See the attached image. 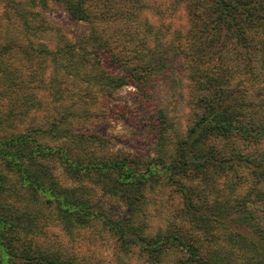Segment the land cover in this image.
<instances>
[{"label":"trees","instance_id":"16d2710c","mask_svg":"<svg viewBox=\"0 0 264 264\" xmlns=\"http://www.w3.org/2000/svg\"><path fill=\"white\" fill-rule=\"evenodd\" d=\"M0 1L15 17L0 32V264H111L103 241L142 264H264V0ZM49 1L87 32L49 21ZM127 85L151 156L86 127L128 117L109 107ZM158 187L178 219L152 231Z\"/></svg>","mask_w":264,"mask_h":264},{"label":"rangeland","instance_id":"374dc122","mask_svg":"<svg viewBox=\"0 0 264 264\" xmlns=\"http://www.w3.org/2000/svg\"><path fill=\"white\" fill-rule=\"evenodd\" d=\"M5 4L0 1V32L6 33L14 31L15 17H7L4 13ZM11 12V11H10ZM47 19L59 25L65 33L72 39L87 32L88 25L85 22H79L71 19L63 7L53 1H49L48 7L42 9ZM45 40V39H44ZM46 41V40H45ZM50 43L49 40L47 39ZM117 71V69H112ZM136 89L133 85H127L117 90L109 107L122 105L129 107L128 117H108L94 125H86L87 129L97 131L111 139V148L113 151L128 153L132 156L146 157L151 156L154 152V137L146 125V114L140 107L133 104V95ZM148 200L144 209V219L155 231L163 228L167 222L178 219V195L168 188L158 187L156 190L148 192ZM100 201L115 216H125L128 211L112 198L101 196ZM98 242V241H97ZM99 254L111 259V264H142L136 257H123L118 260L113 256L111 244L104 242L95 247ZM176 259V253L169 251L163 257L162 264H173Z\"/></svg>","mask_w":264,"mask_h":264}]
</instances>
